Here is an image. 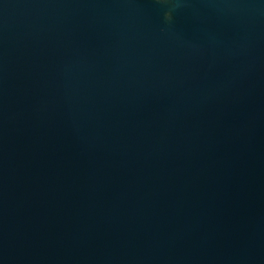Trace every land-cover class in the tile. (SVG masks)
Instances as JSON below:
<instances>
[{"label":"water","instance_id":"95a60500","mask_svg":"<svg viewBox=\"0 0 264 264\" xmlns=\"http://www.w3.org/2000/svg\"><path fill=\"white\" fill-rule=\"evenodd\" d=\"M0 264H264V0H0Z\"/></svg>","mask_w":264,"mask_h":264}]
</instances>
